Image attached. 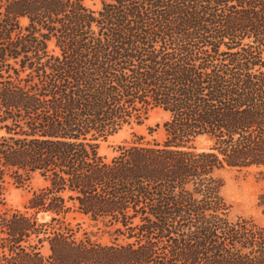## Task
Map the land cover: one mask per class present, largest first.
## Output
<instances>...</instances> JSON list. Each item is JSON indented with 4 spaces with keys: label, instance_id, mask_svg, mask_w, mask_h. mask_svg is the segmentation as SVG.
Returning <instances> with one entry per match:
<instances>
[{
    "label": "trees",
    "instance_id": "trees-1",
    "mask_svg": "<svg viewBox=\"0 0 264 264\" xmlns=\"http://www.w3.org/2000/svg\"><path fill=\"white\" fill-rule=\"evenodd\" d=\"M92 1L0 0V264H264L216 176L264 171V0Z\"/></svg>",
    "mask_w": 264,
    "mask_h": 264
},
{
    "label": "rangeland",
    "instance_id": "rangeland-1",
    "mask_svg": "<svg viewBox=\"0 0 264 264\" xmlns=\"http://www.w3.org/2000/svg\"><path fill=\"white\" fill-rule=\"evenodd\" d=\"M86 5L96 9L98 5H94L92 0H86ZM168 115L159 109L151 111L143 124L137 126L126 127L121 132L109 137L99 145L98 152L100 155L111 156L113 149L124 141H131L132 134L144 135L147 140H161L163 133L159 128L151 138L147 134V128H155L167 120ZM196 146L200 150L208 147L205 139H198ZM216 176L223 182L221 188V196L231 206L230 219L237 218H253L258 224L264 226V214L258 208L257 202L259 195L264 193V171L257 169L241 170L224 169L216 172ZM42 180L33 175L31 180L22 187L13 185L11 182L4 194V205L6 208H22L26 200L31 194L42 186ZM2 207L0 206V210ZM77 221L83 224V227L89 231L96 232V228L91 226L90 221L85 218L77 217Z\"/></svg>",
    "mask_w": 264,
    "mask_h": 264
}]
</instances>
